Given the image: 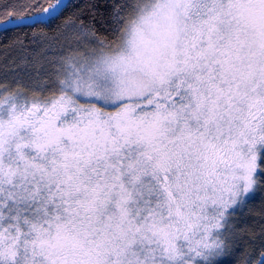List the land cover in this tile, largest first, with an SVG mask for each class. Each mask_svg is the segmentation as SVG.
Instances as JSON below:
<instances>
[{"label":"snow or ice","instance_id":"1","mask_svg":"<svg viewBox=\"0 0 264 264\" xmlns=\"http://www.w3.org/2000/svg\"><path fill=\"white\" fill-rule=\"evenodd\" d=\"M69 7L0 5V264H264V0Z\"/></svg>","mask_w":264,"mask_h":264},{"label":"trees","instance_id":"2","mask_svg":"<svg viewBox=\"0 0 264 264\" xmlns=\"http://www.w3.org/2000/svg\"><path fill=\"white\" fill-rule=\"evenodd\" d=\"M8 2L9 0H0V5ZM42 2H46V0H42ZM92 2L93 0H68L67 3L72 5V7H69L68 12L71 13V12L79 11L80 9H83L85 12H87L86 6ZM25 33H28V35L25 36ZM16 37H20L28 41L31 39L30 30L27 28H22V29H15L14 31L0 32V55H2L6 51L5 45L9 44ZM254 203H258V201ZM247 219L248 222L251 224L253 223L254 220L258 219V217L249 215ZM249 250L253 251L254 254L258 253L259 251L258 248L255 250L253 249H249Z\"/></svg>","mask_w":264,"mask_h":264},{"label":"water","instance_id":"3","mask_svg":"<svg viewBox=\"0 0 264 264\" xmlns=\"http://www.w3.org/2000/svg\"><path fill=\"white\" fill-rule=\"evenodd\" d=\"M66 2H68V0H66Z\"/></svg>","mask_w":264,"mask_h":264}]
</instances>
